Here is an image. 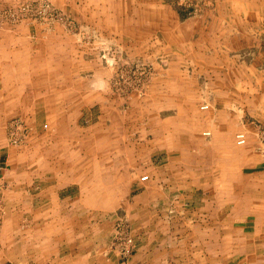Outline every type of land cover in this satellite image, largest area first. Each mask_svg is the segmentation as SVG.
I'll return each instance as SVG.
<instances>
[{"label":"crops","instance_id":"0c3cea01","mask_svg":"<svg viewBox=\"0 0 264 264\" xmlns=\"http://www.w3.org/2000/svg\"><path fill=\"white\" fill-rule=\"evenodd\" d=\"M146 12L0 31V264H264V0Z\"/></svg>","mask_w":264,"mask_h":264},{"label":"rangeland","instance_id":"374dc122","mask_svg":"<svg viewBox=\"0 0 264 264\" xmlns=\"http://www.w3.org/2000/svg\"><path fill=\"white\" fill-rule=\"evenodd\" d=\"M207 1L209 0H0V31L11 30L18 26L32 24L33 26H43L53 30L60 29L65 33H72L76 37L79 36L78 38L83 42H87L88 39L92 40V38L89 37L94 33L95 36L99 35L94 39L96 40L95 44L98 46L97 48L100 52L99 57L102 58L105 56V53H110V46L107 42H104L103 37L98 34L103 33L104 15L118 12H122L124 15H131L139 11H144L146 14V11H154L160 12L161 16H167L169 14V18L171 19L177 12L179 15L181 14L179 22H184L183 18L201 13L205 9ZM168 22H170V20H168ZM118 23H120V21L116 20L113 26ZM122 58L123 60L127 59L124 56H122ZM142 59L143 58L140 60L132 59L135 62V66L129 69V72L133 73L132 75L130 74L131 77L143 80L149 77L150 73L153 71L150 65L142 63V61H145ZM147 59L151 60V56L147 57ZM157 59L159 62H162L166 59V54L159 53ZM127 61H130V59H127ZM118 71L121 73L125 71V69L124 67H119ZM200 102L199 108L203 105L208 107L206 101L202 102L200 100ZM17 121L19 120L17 119ZM13 130L18 131L19 128L15 126ZM17 136L18 135L15 133L12 141L19 143L21 140L22 142L23 136H20V138H17ZM262 143H264V140H262ZM244 144H237L235 141V145L240 147H243ZM262 152H264V148H262ZM142 174L148 175L149 173L145 170ZM114 217L115 223H113L112 234L114 228L120 223L125 225L128 233L134 238L133 229L129 225V221L123 215L117 214ZM210 232L211 231H209V233ZM208 241H210V239ZM257 253H259V251H257ZM192 264L200 263L193 262ZM250 264L259 263L257 261Z\"/></svg>","mask_w":264,"mask_h":264},{"label":"built area","instance_id":"2783aa9c","mask_svg":"<svg viewBox=\"0 0 264 264\" xmlns=\"http://www.w3.org/2000/svg\"><path fill=\"white\" fill-rule=\"evenodd\" d=\"M207 107L206 105L201 106V108ZM204 134H208L207 131L203 132ZM246 140L244 132H237L235 134V141L237 144H244ZM147 176L143 175L141 179H146ZM110 246L119 254L121 258L128 257L133 252L134 247V238L128 233L125 225L117 224L116 228H114V232L111 236Z\"/></svg>","mask_w":264,"mask_h":264}]
</instances>
